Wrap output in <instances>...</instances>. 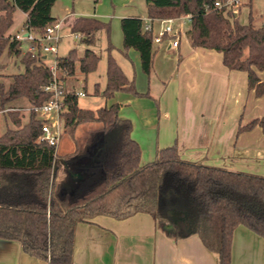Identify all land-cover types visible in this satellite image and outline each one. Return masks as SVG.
Instances as JSON below:
<instances>
[{
  "label": "trees",
  "instance_id": "obj_1",
  "mask_svg": "<svg viewBox=\"0 0 264 264\" xmlns=\"http://www.w3.org/2000/svg\"><path fill=\"white\" fill-rule=\"evenodd\" d=\"M217 0H146L150 19L175 18L191 14L187 36L193 48L204 47L223 55L229 69L245 71L248 87L257 97L264 94V81L257 70L264 69V24L248 22L239 12L219 9ZM56 0H0V57L7 51L20 56L25 70L11 75L7 86L0 75V114L6 128L0 131V238L20 243L27 254L49 264H73L76 226L97 215L117 219L137 212L152 215L158 227L174 239L197 234L204 246L217 254L219 264L232 263L233 236L245 226L264 238V176L244 171L192 162L180 156L176 145L159 148L154 160L142 164V149L132 137L131 119L120 115V104L97 110L79 106L74 89L68 94L64 130L72 137L82 123H95L84 146L59 154L46 142H37L42 132L35 106L49 97L43 87L52 71L39 53L25 52L22 41L8 34L14 12L27 14L24 27L37 34L56 20L52 7ZM251 7V2H249ZM143 19L125 17L121 21L124 49H136L142 69L149 74L154 59V33L145 31ZM106 24L91 17L71 23L73 32L94 42L95 33ZM100 56L87 48H76L57 57L61 79L95 71ZM106 85L96 90L112 98L116 92L145 96L137 90L114 58L107 59ZM30 105L23 123L21 106ZM8 118L12 126L8 123ZM260 126L264 116L239 127V131Z\"/></svg>",
  "mask_w": 264,
  "mask_h": 264
},
{
  "label": "crops",
  "instance_id": "obj_2",
  "mask_svg": "<svg viewBox=\"0 0 264 264\" xmlns=\"http://www.w3.org/2000/svg\"><path fill=\"white\" fill-rule=\"evenodd\" d=\"M249 2L252 6V0ZM17 10L14 12L13 24ZM51 13L56 21H61V33L64 28L59 44L63 38L80 33L71 29V23L79 17L95 18L108 26L95 33L94 42L90 45L84 42L83 34L80 33L81 38L74 36L76 44L83 45L80 55L87 48H92L100 56L96 70L88 74L77 70L75 75L61 80L67 87L79 90V85H88V77L92 75L93 90L98 87L103 90L107 81V59L111 55L126 77L134 80L137 90L148 93L136 96L124 91L116 92L112 98H107L106 103H119L120 115L131 119L132 137L142 149V164L154 160L159 148L168 147L161 142V129H169L172 124L168 121L174 118V123L179 125L178 131L182 130L184 124L183 131L187 130L182 132L181 137L179 134L173 144L178 147L183 159L264 176V130L255 126L251 130L239 131L241 125L264 116V94L257 97L254 90L249 89L247 72L226 67L222 53L204 47L193 48L187 36L190 27L180 29L177 47L172 45L174 37L168 36L157 47L153 46V65L147 74L142 69L139 52L134 48L124 49L121 27L125 17H140L144 25L149 23L146 0H56ZM23 18L21 30L27 18L24 12ZM156 23H160L158 19L152 21L153 32L155 27L159 30ZM161 46L164 55L174 56L176 67L169 75L170 80L160 101H157L151 93V78ZM73 48L77 49L73 46L68 52ZM48 57H43L46 64ZM104 58L106 66L98 73L97 69ZM256 72L264 81V69ZM184 92L193 107L212 103L219 96L224 106L212 125L199 124L195 120L191 126V119L186 122L180 115V108L176 117L168 111L171 100L166 99L179 95L178 103L182 105L185 101V96L182 97ZM150 98L158 105L156 111L153 109L152 117L146 115L147 112L143 116L138 110L127 107L134 103L144 108L146 105L152 106L154 100ZM2 120L0 114V131L6 128ZM0 264L49 262L27 254L17 241L0 238ZM73 264H219V259L216 253L204 246L197 234L174 239L157 226L152 215L137 212L123 219L100 214L79 222L76 226ZM231 264H264V238L245 226H238L233 236Z\"/></svg>",
  "mask_w": 264,
  "mask_h": 264
},
{
  "label": "rangeland",
  "instance_id": "obj_3",
  "mask_svg": "<svg viewBox=\"0 0 264 264\" xmlns=\"http://www.w3.org/2000/svg\"><path fill=\"white\" fill-rule=\"evenodd\" d=\"M237 12L240 13L239 15V20L242 23L248 22V16L251 13L252 16L255 19V24L256 25H261L262 22H264V0H252V6L250 7L249 5V0H242L241 4H239L238 8L236 9ZM23 12L21 10H17V13L15 14V21L14 24L10 27L8 33L15 34L17 33H22L21 26L23 22ZM158 28L160 23L155 24ZM191 23L186 22L184 25V30L189 28ZM180 27L179 21H175L174 23V28L178 29ZM24 29V28H23ZM158 29L155 27V34H157ZM64 32V28L62 30V33ZM180 34V28H179V33L174 36V38L178 37ZM77 40L74 38V36H69L65 37L62 39L61 43L59 44V49H58V55L59 56H65L68 53V50L76 46L78 49V53L82 52V44L79 43V45L76 44ZM154 46L157 47L159 43L154 42ZM28 47V41L24 40L22 41V50L23 52L27 51ZM100 49L98 48V52ZM49 59L47 60V64H51L53 56H49ZM106 66L105 63V58L99 64V67L97 69V72H101L102 69H104ZM176 67V61L174 60L173 55H164V52L161 49L159 50V54L156 58L155 61V70H153L152 73V78L151 82L153 85V91H151L152 94L156 97L157 101H160L161 95L166 89V85L168 84L170 77L169 75L171 74L172 70H174ZM25 70V66L21 61V55L20 56H12L10 55L7 51L0 57V75H1V80L5 82V84L8 86L9 83L12 80L11 75L23 72ZM92 75L88 77V85L84 87L83 85H79L81 91H84L86 93L85 96H79V104L81 107L84 108H91V109H96L101 106H106L107 103V98L102 97L101 95L98 96L99 94L96 93V90H93V83H92ZM100 90V89H98ZM101 91V90H100ZM182 95V94H181ZM185 96V97H183ZM188 95L183 93V101L184 103L182 105H179V95L174 98H167L166 101L171 100V105L168 106V111L173 114V116H178L179 115V108L180 110V115L182 116L183 119L186 120V122L190 120V125L192 126L195 120H198V123L201 124L203 122V125H212V123L215 121V118L220 115V112H222V102L220 101V98L216 96V99L213 100L212 103H209L207 105H199L197 107H193L191 105L192 101H189V97L187 98ZM152 99V98H150ZM154 100V99H152ZM165 103V99L163 100ZM109 102V101H108ZM191 102V103H190ZM15 105L18 107L21 106V113H22V122L25 123L28 118H29V110H30V105L26 99H20L15 102ZM128 109H136L138 110L143 116L149 115V117H152L153 114V109L156 111L158 109V105L156 101L154 100L152 102V106L146 105L144 106H139V104L134 103L131 106L127 105ZM1 118L3 119L2 121L5 123L6 119L3 114H1ZM176 119V118H175ZM172 124V126L169 129L163 128V131L161 129V142L166 143L167 146L173 145L175 140L178 138V135L180 134V137L182 135V132H187L183 131L185 130L184 125H182V130L178 131L179 125L174 123V118L173 121H168ZM8 123L10 126H12L11 121L8 118ZM216 124V123H215ZM96 126L95 123H82L80 124L75 131V136L72 137L68 132L63 133V136L61 138V141L56 148V151L59 154H64L68 153V150H73L77 146H84L87 137L93 130V128ZM187 129V127H186Z\"/></svg>",
  "mask_w": 264,
  "mask_h": 264
},
{
  "label": "built area",
  "instance_id": "obj_4",
  "mask_svg": "<svg viewBox=\"0 0 264 264\" xmlns=\"http://www.w3.org/2000/svg\"><path fill=\"white\" fill-rule=\"evenodd\" d=\"M242 0H217L215 6L219 9L225 8L237 12L239 4ZM153 19H150L148 24L143 26L145 31H152ZM160 22L159 30L154 35L153 41L155 43L162 42L163 38L174 37L179 33V28L182 29L186 22L191 23L192 15L184 14L175 18L158 19ZM175 21H179L180 27L174 28ZM61 21H55L48 25L45 31L41 34H37L31 29L24 27L22 33H16L12 36L17 40L28 41L27 52L39 53L42 57L47 58L53 56L51 64L47 66L52 71L51 81L43 87V91L49 93V97L40 106H35L32 109L35 111L36 116L41 121L42 132L37 138V142H46L49 146L58 147L61 138L64 133V113L67 110L66 98L71 92V89L67 87L58 74L57 57H58V44L60 38L63 36L61 33ZM76 38H81L80 33H74ZM180 43L179 38L172 39V45L177 47ZM44 60V59H43ZM74 93L79 96H85L84 91L74 89Z\"/></svg>",
  "mask_w": 264,
  "mask_h": 264
}]
</instances>
